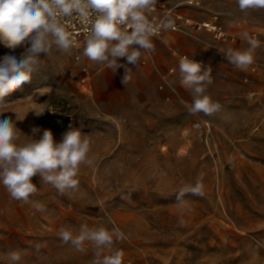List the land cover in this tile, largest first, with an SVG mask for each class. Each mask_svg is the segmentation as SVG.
Segmentation results:
<instances>
[{"label":"rangeland","instance_id":"rangeland-1","mask_svg":"<svg viewBox=\"0 0 264 264\" xmlns=\"http://www.w3.org/2000/svg\"><path fill=\"white\" fill-rule=\"evenodd\" d=\"M157 5L198 22L217 15L236 40L222 44L188 28L169 32L167 46L144 53L137 67L128 65L127 86L124 68L113 73L73 48L62 53L53 45L51 56L40 54V68L4 98L0 112L26 136L39 128L37 139L44 129L57 141L70 127L80 129L93 164L80 165L78 187L64 195L34 176L37 192L28 203L0 183V264H12V250L21 255L19 264H92L90 243L81 253L58 235L61 227L76 235L81 224L118 227L124 237L111 251H123L122 264H264V9L241 12L236 0ZM244 32L256 34L259 47L241 71L218 50L247 49ZM23 52L0 45V57ZM184 55L211 70L205 94L222 106L213 116L188 112L193 97L179 83ZM199 177L204 196L186 193L178 204V191ZM37 243L46 246L36 251Z\"/></svg>","mask_w":264,"mask_h":264},{"label":"clouds","instance_id":"clouds-1","mask_svg":"<svg viewBox=\"0 0 264 264\" xmlns=\"http://www.w3.org/2000/svg\"><path fill=\"white\" fill-rule=\"evenodd\" d=\"M236 3L241 12L264 9V0H236ZM157 4L158 0H0V45L9 50L24 48L19 57L12 54L0 57V105L5 104L4 98L9 93L30 82L32 74L42 64L40 54L51 56L53 45L62 53L70 51L75 37L66 25L70 26L73 21L86 26L83 29V56L106 64L113 73L124 68L122 83L127 86L132 71L128 65H139L140 50L155 51L152 38L161 31L176 28L169 14L159 20L156 17L149 19ZM241 39L249 45L247 49L221 48L218 51L235 68L246 71L253 63V53L259 47V41L247 32L241 34ZM119 58H126V62L119 63ZM179 83L192 94L188 108L190 114L213 116L221 110V104L205 94L212 78L211 70L202 68L201 62L181 57ZM3 113L0 112V183L11 197L28 203L29 197L37 192L32 182L34 176H39L42 183L52 185L59 195H64L69 189L75 190L79 183L75 177L80 165L93 164L88 158V136L80 129L70 127L59 141L54 139L51 129H44L37 139L40 129L34 127L29 137L16 127V121ZM195 126L199 127L198 124ZM21 137L26 139L18 143ZM201 181L202 177H199L194 185L182 187L176 196L178 204L185 203L183 197L186 193L203 197ZM35 208L45 211L38 203ZM178 224L185 226L182 217ZM58 235L63 243H71L81 253L87 251L85 243H90L96 250L92 264H122L123 251H111L113 244L124 237L118 227L109 230L104 226L81 224L76 235L68 227H61ZM42 246L46 244L37 243L36 251ZM102 249L109 250L110 254H103ZM7 257L12 264H19L21 260L16 250L9 251Z\"/></svg>","mask_w":264,"mask_h":264},{"label":"built area","instance_id":"built-area-1","mask_svg":"<svg viewBox=\"0 0 264 264\" xmlns=\"http://www.w3.org/2000/svg\"><path fill=\"white\" fill-rule=\"evenodd\" d=\"M186 4L189 6H199L198 1H188ZM177 9L178 8H166L165 6H158V5L156 6L155 10L151 13V16L149 17V19H151L152 17H156L159 20L163 18L165 14H169L171 18L175 21L176 28L175 30L161 31L158 36H154L152 39L163 37L167 32L184 31L185 28H188L193 31L204 30L210 33L216 41L222 44L235 42L236 38L228 34L226 29L222 25L220 18L217 15L210 17V19L208 20L198 22V21H194L192 19L183 17L178 12ZM84 27L86 26L81 25L76 21H73L70 26L66 25V29L75 37V44L72 48L78 53H83V42L85 38V33L83 31ZM252 37L256 39V34H253ZM140 51L142 52V55L146 53L143 50H140ZM189 59H192V58H189ZM172 69H175V68H172ZM172 69H170L167 72V75L164 77V80H167L174 73ZM250 69L252 72H256L257 70L253 66L250 67ZM82 74L83 76L80 78V82L85 83L89 79V74L86 68L82 69Z\"/></svg>","mask_w":264,"mask_h":264},{"label":"crops","instance_id":"crops-1","mask_svg":"<svg viewBox=\"0 0 264 264\" xmlns=\"http://www.w3.org/2000/svg\"><path fill=\"white\" fill-rule=\"evenodd\" d=\"M170 35H171V33L167 32L163 37L152 39V41L155 45V51L154 52H157L161 47L168 45L167 43H168V38Z\"/></svg>","mask_w":264,"mask_h":264}]
</instances>
